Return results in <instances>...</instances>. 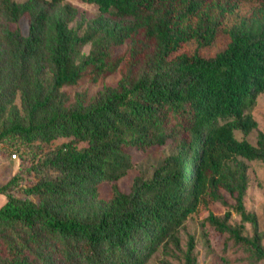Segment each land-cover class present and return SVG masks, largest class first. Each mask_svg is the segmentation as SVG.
<instances>
[{
  "label": "trees",
  "instance_id": "obj_1",
  "mask_svg": "<svg viewBox=\"0 0 264 264\" xmlns=\"http://www.w3.org/2000/svg\"><path fill=\"white\" fill-rule=\"evenodd\" d=\"M65 1H0L16 26L3 37L2 98L5 105L18 94L22 100L20 115L0 128V144L32 156L0 186L7 197L0 264H148L162 249L179 247L181 229L202 206L229 207L223 192L235 206L206 221L264 261V227L245 205L244 162H264V132L256 144L248 139L259 127L249 111L264 94V0H250L260 7L232 27L228 19L246 0H81L99 8L84 32L72 26L78 11ZM61 5L48 58L45 28ZM223 31L226 48L204 56L201 49L214 46ZM190 42L197 49L184 51ZM117 73L118 83L90 100L68 106L63 99L64 87ZM60 138L68 142L42 159L36 149ZM168 145L172 150L150 178L138 176L129 192L100 201L94 216L77 215L84 198L97 199L100 182L133 169L130 150ZM233 211L241 218L236 226L229 224ZM247 223L253 236L244 234ZM194 250L191 238L185 264H200Z\"/></svg>",
  "mask_w": 264,
  "mask_h": 264
},
{
  "label": "rangeland",
  "instance_id": "obj_2",
  "mask_svg": "<svg viewBox=\"0 0 264 264\" xmlns=\"http://www.w3.org/2000/svg\"><path fill=\"white\" fill-rule=\"evenodd\" d=\"M1 1V0H0ZM17 2H24L26 0H14ZM69 4L78 11L76 21L72 24L73 27H81V32L87 29L91 20L99 14V8L95 4L84 3L81 0H66L63 5ZM63 5L57 7L45 28L47 53L50 58L49 52L55 39V24ZM260 5L253 1H243L242 6L237 14L228 19V26L232 27L240 22L243 16L250 14ZM26 22L22 23L24 33H27ZM16 26L9 24L4 18L0 10V77H1V62L6 54V47L3 43L4 34L15 29ZM229 43V36L226 32H221L214 46L201 49V53L206 57H213L218 52L226 48ZM198 47L195 42L188 43L184 51L193 52ZM126 47L119 51V54L124 53ZM84 54H89L91 45L83 48ZM53 70L49 64L46 65L44 72V80L47 85H50L52 80ZM120 79V75L114 74L107 79H100L94 81L90 78H84L79 85L72 87H64L62 89L63 99L68 106L74 105L79 99L90 100L95 96L106 84L116 85ZM3 88L0 84V128L13 118L16 114L20 115L22 110L21 95L18 94L9 105H5L2 98ZM257 120L259 127L254 130L248 139L256 144L259 132H264V94L260 95L257 99L256 105L249 111ZM68 142L67 139L60 138L53 144H45L42 148L36 149L41 152V158L45 159L52 153L58 146ZM15 148L8 142L4 141L0 144V186L6 184L14 175L21 172L24 164H31L30 158L32 157L28 150L22 148L21 152L13 157ZM172 150V146L155 147L149 149L147 152L131 151L133 158V169L118 181H102L98 184V192L96 200H88L84 198L82 206H78L76 211L77 215L81 218L87 216H94L99 211L100 201H109L116 196V191L129 192L131 186L138 176L150 178L157 167H159L168 153ZM35 151V152H36ZM248 165L249 185L245 196V205L247 210L254 212L260 222V227H264V162L262 161H248L244 160ZM224 199L228 206L222 203H210L207 207L202 206L199 212L192 215L179 233L180 244L179 247L170 246L168 249L159 251L148 264H185V254L188 249L190 239L193 238L195 242V254L200 264H264V261L256 262L247 253L237 246L229 234L220 233L213 227L206 219L210 214L218 217H223L225 213L235 206L236 201L229 193L223 192ZM7 197L0 194V208L6 203ZM241 223L240 216L233 211L229 224L236 226ZM245 235L253 236L254 231L251 224H245ZM264 245V240H263Z\"/></svg>",
  "mask_w": 264,
  "mask_h": 264
},
{
  "label": "built area",
  "instance_id": "obj_3",
  "mask_svg": "<svg viewBox=\"0 0 264 264\" xmlns=\"http://www.w3.org/2000/svg\"><path fill=\"white\" fill-rule=\"evenodd\" d=\"M13 157H16V155H13Z\"/></svg>",
  "mask_w": 264,
  "mask_h": 264
}]
</instances>
